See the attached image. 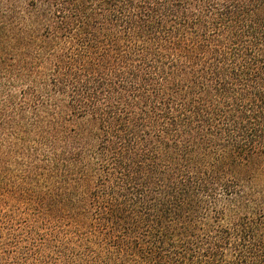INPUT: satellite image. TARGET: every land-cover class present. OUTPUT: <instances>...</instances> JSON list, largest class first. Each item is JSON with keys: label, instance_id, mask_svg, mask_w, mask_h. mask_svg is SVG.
I'll list each match as a JSON object with an SVG mask.
<instances>
[{"label": "trees", "instance_id": "16d2710c", "mask_svg": "<svg viewBox=\"0 0 264 264\" xmlns=\"http://www.w3.org/2000/svg\"><path fill=\"white\" fill-rule=\"evenodd\" d=\"M0 264H264V0H0Z\"/></svg>", "mask_w": 264, "mask_h": 264}]
</instances>
